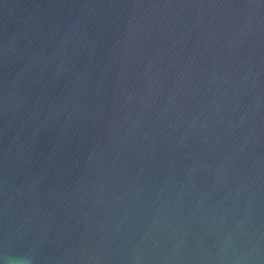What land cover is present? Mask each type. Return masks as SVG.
Listing matches in <instances>:
<instances>
[{
    "label": "water",
    "instance_id": "1",
    "mask_svg": "<svg viewBox=\"0 0 264 264\" xmlns=\"http://www.w3.org/2000/svg\"><path fill=\"white\" fill-rule=\"evenodd\" d=\"M0 264H264V0H0Z\"/></svg>",
    "mask_w": 264,
    "mask_h": 264
}]
</instances>
